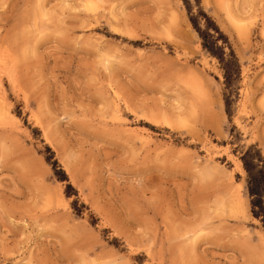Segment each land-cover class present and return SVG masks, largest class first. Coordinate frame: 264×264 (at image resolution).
Instances as JSON below:
<instances>
[{"label":"rangeland","instance_id":"rangeland-1","mask_svg":"<svg viewBox=\"0 0 264 264\" xmlns=\"http://www.w3.org/2000/svg\"><path fill=\"white\" fill-rule=\"evenodd\" d=\"M200 10L242 66L230 115ZM252 144L264 0H0V264H264Z\"/></svg>","mask_w":264,"mask_h":264},{"label":"trees","instance_id":"trees-1","mask_svg":"<svg viewBox=\"0 0 264 264\" xmlns=\"http://www.w3.org/2000/svg\"><path fill=\"white\" fill-rule=\"evenodd\" d=\"M199 1L200 0H198V2ZM201 15L206 19L205 26L200 25ZM190 20L202 39L203 48L206 49L210 55L217 58L223 70L224 99L226 110L230 115L231 97L236 93L238 83L241 80L242 66L239 58L229 43L227 36L204 11L200 10L199 14L196 16L190 14ZM52 153L54 152L52 151ZM240 158L248 173V185L251 195L254 196L251 201L252 212L256 217H260L262 212L258 210V208L263 207L262 209H264V156L261 149L258 148L257 145L252 144L242 151ZM47 160L49 161L50 157H47ZM51 164L55 170L57 167H60L57 160H54ZM254 182H256L255 186H253ZM68 186L71 187V184L69 183ZM259 192L260 197L256 198L255 195L259 194Z\"/></svg>","mask_w":264,"mask_h":264},{"label":"bare ground","instance_id":"bare-ground-1","mask_svg":"<svg viewBox=\"0 0 264 264\" xmlns=\"http://www.w3.org/2000/svg\"><path fill=\"white\" fill-rule=\"evenodd\" d=\"M240 202V201H239ZM242 203V202H241ZM243 204V203H242ZM245 205V204H244ZM238 206H240V205H238ZM244 207V206H243ZM239 208H241V207H239ZM242 209V208H241Z\"/></svg>","mask_w":264,"mask_h":264}]
</instances>
